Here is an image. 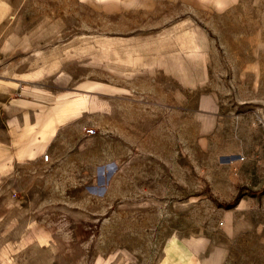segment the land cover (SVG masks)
Here are the masks:
<instances>
[{"label":"rangeland","instance_id":"374dc122","mask_svg":"<svg viewBox=\"0 0 264 264\" xmlns=\"http://www.w3.org/2000/svg\"><path fill=\"white\" fill-rule=\"evenodd\" d=\"M121 3L0 0V264H264V0Z\"/></svg>","mask_w":264,"mask_h":264},{"label":"crops","instance_id":"0c3cea01","mask_svg":"<svg viewBox=\"0 0 264 264\" xmlns=\"http://www.w3.org/2000/svg\"><path fill=\"white\" fill-rule=\"evenodd\" d=\"M97 1H104V0H97ZM114 2V5L119 7V4L122 5L126 4V8L128 10H143L145 12L153 13L158 16H167L168 7L170 9H177L180 10L174 13L176 16L184 17V16H191V13L188 11H184L186 8L190 7L191 2H199L205 0H110ZM116 3V4H115ZM160 10L159 12H150ZM21 78L17 79L15 83V88L17 85L19 86V81ZM19 80V81H18ZM1 85L6 88V79L0 75V87ZM20 89V88H19ZM1 94V88H0ZM10 126V125H9ZM15 134H12L14 137ZM17 143L15 139L8 141L7 138V115L4 114L3 109L0 106V164H4L7 162V154L8 148L10 152L15 153ZM29 148V146H27ZM10 159H14L11 157ZM50 159V155H49ZM181 249H175L174 253H171L175 257H181V264H206L207 258H204L205 247L198 248L194 241L190 239H183L180 242ZM178 259V258H177ZM176 259V261H178ZM205 259V260H204Z\"/></svg>","mask_w":264,"mask_h":264},{"label":"built area","instance_id":"2783aa9c","mask_svg":"<svg viewBox=\"0 0 264 264\" xmlns=\"http://www.w3.org/2000/svg\"><path fill=\"white\" fill-rule=\"evenodd\" d=\"M87 133H88V135H93V134L96 133V129H93V128L87 129ZM44 159L45 160L49 159V154L48 153L44 155Z\"/></svg>","mask_w":264,"mask_h":264}]
</instances>
